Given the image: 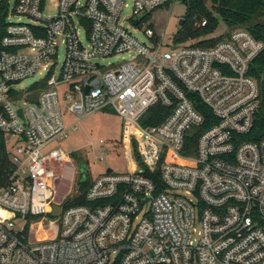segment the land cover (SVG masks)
<instances>
[{
	"label": "built area",
	"instance_id": "obj_1",
	"mask_svg": "<svg viewBox=\"0 0 264 264\" xmlns=\"http://www.w3.org/2000/svg\"><path fill=\"white\" fill-rule=\"evenodd\" d=\"M174 1L131 0L129 19L141 27ZM9 2L0 131L13 168L0 183V264H264V136L245 138L260 108L250 68L264 42L245 27L211 46L168 45L150 27L141 40L122 20L128 0H59L54 15L44 0ZM122 54L130 59L106 62ZM197 99L215 121L193 145L206 122ZM159 103L168 116L144 124ZM65 107L78 121L112 110L125 124L131 168L92 180L88 204L56 200L59 166L71 163L60 144Z\"/></svg>",
	"mask_w": 264,
	"mask_h": 264
},
{
	"label": "rangeland",
	"instance_id": "obj_2",
	"mask_svg": "<svg viewBox=\"0 0 264 264\" xmlns=\"http://www.w3.org/2000/svg\"><path fill=\"white\" fill-rule=\"evenodd\" d=\"M207 5L211 8V2L206 1ZM129 6L122 12V20L126 27H128L134 35L141 40H147L145 29L152 28L156 35L163 37L168 45H176L175 36L180 30L187 14V4L184 0H176L168 5L154 9L141 16L143 25L141 27L134 24L136 18L129 19L131 15V0H128ZM59 0H44V10L46 15H54L57 13ZM207 19L203 17L198 20V25L201 21ZM264 20V18H262ZM229 30L225 22L219 17V22L215 30L208 34V37H221L227 35ZM82 38L85 39V34L82 32ZM202 41V42H201ZM207 40H190L188 42L194 44H201ZM130 59L128 54L118 55L114 58L106 60V62H123ZM41 75H35L24 79L20 88L27 89L38 81ZM60 89V99L63 100V91ZM63 107V106H62ZM65 120L69 127V136L61 142L66 153L71 155V163L65 166L67 169H59L63 173L56 183V200L59 201L65 197L72 196L78 190L79 180L82 174H87L88 180L91 182L96 179L100 174L105 173L109 168L114 172H126L131 168V165L126 157L125 124L123 119L112 110L96 111L86 115L78 121L77 117L70 113L65 107L64 109ZM101 140H103L100 150ZM72 167H75L73 173ZM73 178V179H72ZM73 181V182H72ZM49 219L53 217L49 215ZM48 220L45 221V224Z\"/></svg>",
	"mask_w": 264,
	"mask_h": 264
},
{
	"label": "trees",
	"instance_id": "obj_3",
	"mask_svg": "<svg viewBox=\"0 0 264 264\" xmlns=\"http://www.w3.org/2000/svg\"><path fill=\"white\" fill-rule=\"evenodd\" d=\"M187 4V14L184 22L175 36L176 43H185L190 40H207L198 44L201 46H211L219 40L225 38L236 28L245 27L253 35L264 42V0H184ZM206 1L211 2V8ZM10 7L9 0H0V36L4 34L6 17ZM203 17L208 18L205 26L198 25L197 21ZM219 17L223 19L229 32L221 37H206L211 34L218 25ZM202 42V41H201ZM250 74L257 80L260 89V108L255 117L254 127L250 133L245 135L246 139L258 140L264 136V50L253 61L250 68ZM46 87L45 81L34 84L32 91L38 94ZM36 96V95H35ZM196 107L205 115V124L196 129L195 132L188 136L189 143L196 145L199 134L209 127L215 120L211 109L200 99L196 101ZM171 109L157 104L151 108L150 112L142 120L144 124L160 123ZM13 164L10 158V151L6 143V135L0 131V183L6 181ZM84 174V173H83ZM82 174V175H83ZM86 175V180H79L78 190L72 196L66 199L65 206L76 204H88L86 192L91 185ZM82 177V176H81Z\"/></svg>",
	"mask_w": 264,
	"mask_h": 264
},
{
	"label": "water",
	"instance_id": "obj_4",
	"mask_svg": "<svg viewBox=\"0 0 264 264\" xmlns=\"http://www.w3.org/2000/svg\"><path fill=\"white\" fill-rule=\"evenodd\" d=\"M183 22H184V19H182L181 23H183ZM20 113L22 114V110H20ZM112 171L113 170L111 168H109L107 170V172H112ZM81 180L82 181L86 180V175L85 174L82 175ZM60 212H61V207L59 205H55V211L53 213V216H58L60 214Z\"/></svg>",
	"mask_w": 264,
	"mask_h": 264
},
{
	"label": "crops",
	"instance_id": "obj_5",
	"mask_svg": "<svg viewBox=\"0 0 264 264\" xmlns=\"http://www.w3.org/2000/svg\"><path fill=\"white\" fill-rule=\"evenodd\" d=\"M65 166H67L66 164L65 165H63L62 166V168L64 167V169L63 170H65V169H67ZM72 172L74 173L75 172V167H72ZM62 172V169H61V171H60V175H62L63 173H61ZM73 179V178H72ZM73 182V181H72Z\"/></svg>",
	"mask_w": 264,
	"mask_h": 264
}]
</instances>
